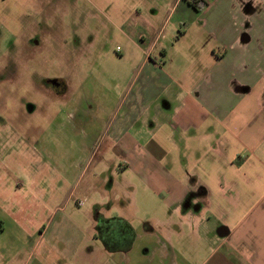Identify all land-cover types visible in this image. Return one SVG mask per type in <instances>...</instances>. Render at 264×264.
I'll list each match as a JSON object with an SVG mask.
<instances>
[{
  "label": "rangeland",
  "instance_id": "374dc122",
  "mask_svg": "<svg viewBox=\"0 0 264 264\" xmlns=\"http://www.w3.org/2000/svg\"><path fill=\"white\" fill-rule=\"evenodd\" d=\"M176 1L0 0V264L5 263L2 257L7 264H24L29 254V264H37L40 254L46 264H87L79 263L78 255L89 249L91 264H159L158 257H145L156 249L160 253L162 245L198 264L214 247L211 239H217L218 228L205 217L204 226L190 222L196 206L173 208L189 211L188 218L183 213L170 217L166 191H151L136 176L129 177L132 189L122 182L109 196L89 192L96 187L108 192L111 178L109 171L100 174L105 145L100 148L101 135L89 122L101 97L113 89L112 83L108 87L112 79L117 94L123 95L136 76L138 55L117 35L119 23L140 17L159 30ZM203 1L200 16L220 15L238 23L261 11L258 0ZM179 3L183 0L175 8ZM170 25L152 53L158 59L176 41H171ZM184 30L189 33L177 46L191 41L203 48L211 45L200 24L187 20L174 34ZM195 31L204 38L197 39ZM51 80H58L61 90L67 87L65 97L54 95ZM83 142L93 148L87 166ZM173 155L178 160L179 152ZM97 214L121 217V227L132 229L133 236L112 247L132 243L128 255L106 250ZM116 224L109 221L104 233ZM38 240L40 246L31 253Z\"/></svg>",
  "mask_w": 264,
  "mask_h": 264
},
{
  "label": "crops",
  "instance_id": "0c3cea01",
  "mask_svg": "<svg viewBox=\"0 0 264 264\" xmlns=\"http://www.w3.org/2000/svg\"><path fill=\"white\" fill-rule=\"evenodd\" d=\"M199 1L202 7L204 1ZM258 1L261 11L244 15L239 23L220 15L200 16L188 0L179 3L180 12L175 2L159 30L143 18H123L117 35L138 55L136 76L123 95L112 79L108 87L112 83L113 89L101 97L89 122L101 135L100 148L105 145L100 174L109 171L111 177L108 192L96 187L90 193L109 196L122 182L132 189L129 177L136 176L151 191H166L170 217L183 213L188 218L189 211L173 208L193 205L197 215L192 224L204 226L207 219L218 230L226 228L227 235L213 237L214 247L198 264H264V0ZM187 20L209 34L210 46L193 41L177 46L189 31H179L178 37L174 33ZM169 25L171 41H176L158 59L152 53ZM193 34L204 38L198 31ZM81 150L88 157L85 166L91 164L92 146L83 142ZM165 228L171 235L169 220ZM131 232L116 234L115 242L130 238ZM39 246L38 240L31 253ZM163 246L145 258L158 257L159 264L192 263L189 255L178 256ZM131 247L115 253L128 255ZM91 254L90 249L80 252L79 263L91 264ZM37 264H46L41 254Z\"/></svg>",
  "mask_w": 264,
  "mask_h": 264
},
{
  "label": "trees",
  "instance_id": "16d2710c",
  "mask_svg": "<svg viewBox=\"0 0 264 264\" xmlns=\"http://www.w3.org/2000/svg\"><path fill=\"white\" fill-rule=\"evenodd\" d=\"M199 0H188V4L196 11L199 10ZM97 216V219L99 221V232H100V241L103 243L104 247L106 248L107 251H110L112 253L114 252H127L131 246V243L125 247H116V248H112L115 244V240H114V237H116V234H120V235H127L128 234V230L130 229L129 227L124 230L123 229V226L121 227V224H122V221L121 219L118 220V219H104L101 215H96ZM109 221H114V223L116 224V228H112L111 227L110 229H107V231L104 233V228L107 227L108 225V222ZM118 225V227H117ZM147 230H149V228H147ZM131 235L130 236H133L132 232L130 233ZM128 238V237H127ZM126 239V238H125ZM123 241V240H122ZM126 243V242H125ZM109 244V245H108Z\"/></svg>",
  "mask_w": 264,
  "mask_h": 264
},
{
  "label": "flooded vegetation",
  "instance_id": "af4514ba",
  "mask_svg": "<svg viewBox=\"0 0 264 264\" xmlns=\"http://www.w3.org/2000/svg\"><path fill=\"white\" fill-rule=\"evenodd\" d=\"M59 81L58 80H51L49 82L50 88L55 96L62 97L66 93V89H62L61 87H58Z\"/></svg>",
  "mask_w": 264,
  "mask_h": 264
},
{
  "label": "water",
  "instance_id": "95a60500",
  "mask_svg": "<svg viewBox=\"0 0 264 264\" xmlns=\"http://www.w3.org/2000/svg\"><path fill=\"white\" fill-rule=\"evenodd\" d=\"M227 233L228 232H227L226 228H224V227H221L218 230V232H217V234H218L219 237H225L227 235Z\"/></svg>",
  "mask_w": 264,
  "mask_h": 264
}]
</instances>
